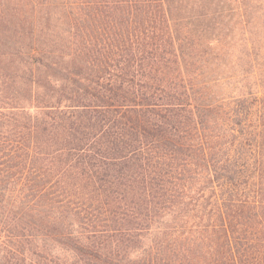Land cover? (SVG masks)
Returning <instances> with one entry per match:
<instances>
[{
    "label": "trees",
    "instance_id": "1",
    "mask_svg": "<svg viewBox=\"0 0 264 264\" xmlns=\"http://www.w3.org/2000/svg\"><path fill=\"white\" fill-rule=\"evenodd\" d=\"M0 264H264V0H0Z\"/></svg>",
    "mask_w": 264,
    "mask_h": 264
}]
</instances>
